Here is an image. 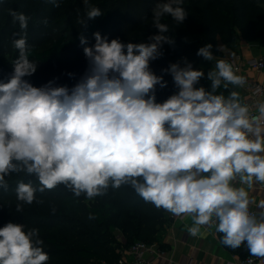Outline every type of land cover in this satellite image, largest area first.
Listing matches in <instances>:
<instances>
[{
  "label": "clouds",
  "instance_id": "1",
  "mask_svg": "<svg viewBox=\"0 0 264 264\" xmlns=\"http://www.w3.org/2000/svg\"><path fill=\"white\" fill-rule=\"evenodd\" d=\"M182 4L155 5L157 32L145 42L95 32V43L87 46L81 35L87 69L71 87L55 78L38 87L25 79L38 65L29 59L26 34L13 41L18 57L8 80L0 81V188L7 190L13 174L35 177L38 188L17 183L16 211L22 212L25 204L43 203L37 192L60 185L87 200L130 186L155 208L190 217L192 237L214 228L222 245L244 246L264 261V200L257 204L250 195L264 186V99L243 100L235 89L247 84L246 77L233 63L216 59L208 43L196 55L215 61L214 67L205 72L186 57L170 63L162 72L171 75L177 91L157 102V86L165 88L167 81L150 63L163 55L164 44H174L161 21L167 15L183 23L188 15ZM9 15L27 29L28 16L15 10ZM101 15L98 7L86 12L88 20ZM49 259L38 229L13 222L0 227V264Z\"/></svg>",
  "mask_w": 264,
  "mask_h": 264
},
{
  "label": "trees",
  "instance_id": "2",
  "mask_svg": "<svg viewBox=\"0 0 264 264\" xmlns=\"http://www.w3.org/2000/svg\"><path fill=\"white\" fill-rule=\"evenodd\" d=\"M158 2L88 0L86 6L84 0H60L56 7L48 0H0V81H7L13 72L12 63L18 57L13 41L20 36L26 34L29 59L38 69H66L77 62H87L80 44L81 35L87 38V46L95 43V32L109 40L145 42L157 32L152 27V10ZM182 6L188 15L183 23H177L170 16L161 21L168 25L166 35L174 44H164L163 55L150 63L151 70L167 81V87L157 86V102H163L177 91L171 75L162 70L185 57L198 68L203 60L196 55L199 47L211 43L214 55L219 54L220 43L229 50H235L242 40L264 47V0H183ZM88 7L100 8L103 15L88 20ZM10 10L29 17L26 30L14 23ZM62 17L64 29L58 35L53 29L50 34V26ZM48 43V47L41 49ZM83 74L71 82L56 80V84L71 87ZM29 82L37 87L47 83ZM6 179L7 190L0 188V227L13 222L38 229L50 257L48 264H120L122 249L138 242L158 244L159 231L170 221L165 210L146 203L130 186L110 188L105 195L87 200L83 195L75 197L60 185L37 192V199L43 203L25 204L23 211L17 212V183L31 182L37 188L39 184L35 177L23 173ZM89 215L95 218L89 219Z\"/></svg>",
  "mask_w": 264,
  "mask_h": 264
},
{
  "label": "crops",
  "instance_id": "3",
  "mask_svg": "<svg viewBox=\"0 0 264 264\" xmlns=\"http://www.w3.org/2000/svg\"><path fill=\"white\" fill-rule=\"evenodd\" d=\"M214 56L216 59L225 60L240 56L243 60L242 71L239 75L246 77L247 84L243 88L235 89L241 93L243 100H250L248 87L253 83H259L264 87V72L250 69L246 65L247 60L264 58V47L242 40L235 50H229L221 44L219 54ZM214 63L215 61L207 62L203 59L197 69L207 72L214 67ZM200 84L206 88L209 87V81L206 79L201 80ZM250 195L258 204L264 200V186L254 187ZM252 207L255 210V204ZM167 214L170 221L157 235L158 245L164 246L163 249L166 250L165 258L159 261V264H190L191 262L192 264H234L239 259L250 256L244 246L233 250L222 245L220 243L222 234L216 233L214 228H202L200 235L192 237L187 232V227L192 225L190 217L178 218L168 212ZM261 264H264V261Z\"/></svg>",
  "mask_w": 264,
  "mask_h": 264
},
{
  "label": "built area",
  "instance_id": "4",
  "mask_svg": "<svg viewBox=\"0 0 264 264\" xmlns=\"http://www.w3.org/2000/svg\"><path fill=\"white\" fill-rule=\"evenodd\" d=\"M233 63L234 68L238 69L240 74L242 71L243 60L240 56L235 59H226ZM246 65L250 69L264 72V58L251 59L246 61ZM250 100L254 102L257 99H264V87L259 83H253L248 87ZM184 218V217H182ZM122 260L120 264H159L165 258L166 250L162 249L158 244H146L138 242L128 249L121 250ZM262 261L258 258L249 256L246 259H239L234 264H261ZM192 264V262L190 263Z\"/></svg>",
  "mask_w": 264,
  "mask_h": 264
},
{
  "label": "rangeland",
  "instance_id": "5",
  "mask_svg": "<svg viewBox=\"0 0 264 264\" xmlns=\"http://www.w3.org/2000/svg\"><path fill=\"white\" fill-rule=\"evenodd\" d=\"M135 0H131V3H134ZM168 17L167 15L162 17V18H166ZM66 26L64 18L62 17L61 20H59L56 25H52L50 26V34H52V31L54 29V34L58 35L59 30L64 29V27ZM50 44H43L41 46V49L48 47ZM221 46V43L220 45ZM87 69V62H77L75 64H73L72 66L66 68V69H53V70H48V69H38L37 71L31 76V77H27L28 80L30 81H44V82H48L50 80H53L54 78L56 80H67L68 82L74 81L78 75L82 74L83 72H85V70ZM2 70V66L0 65V71ZM68 73H74L75 74V78L69 77Z\"/></svg>",
  "mask_w": 264,
  "mask_h": 264
}]
</instances>
